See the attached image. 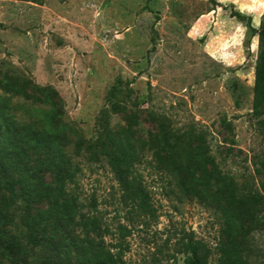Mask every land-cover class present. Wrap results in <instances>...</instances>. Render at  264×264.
I'll use <instances>...</instances> for the list:
<instances>
[{
    "label": "rangeland",
    "instance_id": "1",
    "mask_svg": "<svg viewBox=\"0 0 264 264\" xmlns=\"http://www.w3.org/2000/svg\"><path fill=\"white\" fill-rule=\"evenodd\" d=\"M234 10L251 15L252 27ZM263 21L264 0H0V62L58 90L87 138L122 78L119 96L137 110L141 140L156 132L158 114L167 116L177 129L196 127L228 170L259 184L264 129L252 111ZM113 124L127 121L117 115ZM81 160L77 191L87 204L97 198L114 233L107 241L121 238V225L130 230L118 247L122 264H185L192 232L208 264H232L234 238L247 242L252 264H264V225L235 233L217 201L188 197L149 163L142 171L154 212L140 216L106 160Z\"/></svg>",
    "mask_w": 264,
    "mask_h": 264
},
{
    "label": "trees",
    "instance_id": "2",
    "mask_svg": "<svg viewBox=\"0 0 264 264\" xmlns=\"http://www.w3.org/2000/svg\"><path fill=\"white\" fill-rule=\"evenodd\" d=\"M233 15L252 27L251 15L238 10ZM259 40L252 113L263 130L264 21ZM123 83L119 78L109 88L96 136L87 138L67 119L58 90L38 84L11 62H0V264L124 263L118 247L130 230L121 225V238L107 241L114 233L100 215L97 198L87 204L77 191L81 159L106 160L125 201L140 216L154 212L142 171L149 163L188 197L217 201L223 225L235 233L245 237L264 225V151L254 156L258 184L254 176L228 170L196 127L177 129L167 116H156V132L143 141L137 110L120 99ZM117 115L127 124L111 125ZM193 233L184 242L185 264H208ZM233 240L232 264H252L247 242Z\"/></svg>",
    "mask_w": 264,
    "mask_h": 264
}]
</instances>
